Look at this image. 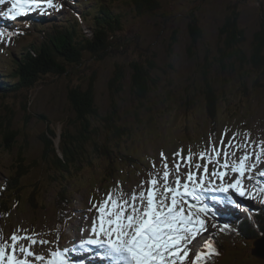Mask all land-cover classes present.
<instances>
[{"label": "rangeland", "instance_id": "rangeland-1", "mask_svg": "<svg viewBox=\"0 0 264 264\" xmlns=\"http://www.w3.org/2000/svg\"><path fill=\"white\" fill-rule=\"evenodd\" d=\"M103 1L110 5L112 12L123 13L122 29L115 36L120 37L121 45L113 44L117 52H110L111 49H108L103 54L97 55L102 59L95 58V54L83 52L84 47L80 46L79 51L83 55L84 63L80 61L79 66L84 67L89 64L90 75L95 72L92 80L98 113L105 117L110 107H115L118 112L116 120L120 119L119 123L123 127L132 130L131 136L121 138L118 144L113 141L109 145L110 156L108 158L110 160L96 159V155L93 157L88 153L86 161L89 162L93 159V165L85 164L82 167L83 170L72 171L66 174L63 179L56 178L60 174H57L52 166L43 160L40 136L45 134L48 129L55 130L57 138L54 139V147L57 150L58 134L75 120V113L67 100V90L71 82L63 72L58 75L52 74L51 79L42 73L43 77L48 79L44 81V85L35 86L28 92L20 93L19 96H17L18 93L9 92L6 96L9 101L0 104L3 111L5 109L2 105L9 107L8 104L13 105L14 108L20 106L22 109H28V113L25 112V114L22 110L20 114L16 109L12 110L19 117L13 119V128L17 132L14 147L6 148L0 139V183L8 175L15 173L14 166L18 156L26 159V165L34 166L29 167L30 172L22 180L24 185L21 193L22 206L17 207L9 218H4L0 214V241L8 240L14 231H18L22 236H33L37 241H50L49 244L37 243L33 245L35 253L45 257V264L52 251L63 252L69 264H94L91 259L82 256L86 250L79 251L77 249L81 241L90 238L93 219L98 215L96 209L92 208L93 203L106 198V194L112 189L122 190L125 193H131L135 189L138 192L141 181L150 179L149 173L163 172L164 169L161 167L162 152L164 157H167L168 167L172 172L169 177L170 181L174 180L176 175L173 153L179 149H183L182 156L184 157L189 149L193 154H198L201 151L207 153L204 160H198L197 155L193 156L192 161L179 158L176 160V163L181 165L179 172L181 182H183L189 165H194L197 162L202 165L207 163V157L213 156L212 154L208 155L213 147L221 151L219 160L220 164H223L225 150L229 153L228 160L231 163L238 161L245 151L243 148L237 150L235 145L247 142L248 151H258L257 146L264 141V75L254 76L252 71H249L247 84L252 88L253 83L256 82V89H254L255 93L249 91L248 95L239 90L236 91L233 85L226 84L225 88L230 90L229 100H222L221 105L218 106L216 120L220 122L219 129H215L212 125L207 106L205 113L203 103L205 94L196 88L192 89V86L197 85L194 73L196 74V71L204 63V56L209 52H212L210 53L212 56L213 52H216L219 45V29L223 27L225 17L235 13L238 15L239 29L243 32L245 40L243 50L248 49L252 37L255 36L254 33L257 32L259 21L264 18V0H155L158 3V9L150 13H139L141 7L134 4V0ZM55 2L61 4L62 11L47 9L50 12L60 11L55 19L68 16L69 11L75 8L74 0H55ZM9 7L10 3L0 5V13L5 12ZM84 8L82 6V10ZM111 9L108 8V10ZM35 12H39V10L28 14ZM24 16L27 17L23 15L12 19L6 15H0V19L2 25L8 27L12 21ZM90 16L92 18L96 14ZM190 20L198 22V26L203 32L202 40L194 48L190 47V38L187 33ZM48 21L42 25L41 30L47 29ZM44 25L45 27H43ZM80 26L83 36L86 38H83V45L86 46L87 41L94 38L92 35L94 29L93 27ZM44 38L43 33L27 38L17 36L9 38L4 35L0 41L2 40L3 44L11 48L4 49L10 55L12 52H22L33 45H38ZM60 38L56 35L54 39L50 38V40L52 43H58ZM174 38H176V42H174ZM92 44V47H97L94 43ZM110 45L109 43V47ZM124 45L127 46V51L118 53ZM0 58L2 62H8V69H14V62L10 61V58ZM136 59L142 64L146 63L144 66H148V61L155 64L156 67L152 74L160 85L168 86L169 83L180 85L181 88L188 90V95L177 91L171 100L164 101L162 98L151 96L148 103L137 108L138 101L130 91V76H128L131 71L129 65ZM120 66L124 74L122 81L124 89L121 88L116 92L115 88L109 89V82L114 77L117 67ZM72 69L70 68L69 72ZM1 70L2 66L0 65ZM215 76L217 77L216 72L210 74L213 79ZM234 86L238 87L239 84ZM214 88L220 90L217 86ZM1 97L5 99L2 95ZM186 97H190V101ZM153 102H157V104H152ZM27 114L31 116L28 124L24 119ZM137 115L144 119L139 125L135 123ZM146 115H151L152 119L149 120V116ZM237 123L244 127L241 133L236 135L233 141L234 146L227 147L229 139L233 134H237ZM220 130L223 132L214 138L212 132L216 131L219 134ZM225 132L226 135H224ZM222 135L223 145H221ZM88 151L90 152L89 149ZM254 159L255 155L252 157V160ZM252 160L249 163H252ZM261 161L258 169L253 172V176L261 181V186H264V177L257 175L258 171L264 170V155L261 156ZM153 164H155V168ZM208 168L211 172L214 168H219V165L214 161L212 164H208ZM228 174L235 179L230 168ZM64 183H69V186L60 197L68 200L72 211H74L72 212L73 216L71 213L68 216L59 210L61 209L58 203L60 197H58L57 191L59 184ZM219 183L220 181L217 180L216 184ZM252 184L253 181H244L245 187L250 188ZM36 187L39 189V194L36 196L35 203L31 204L29 202L30 193L36 190ZM71 187L74 193L71 192ZM144 188H148L147 183L144 184ZM66 193L68 197H64ZM235 194L233 191L227 194L215 191L207 192L204 193L203 202L208 204L210 212L216 214L225 211H227L225 214L228 212L233 214L234 210L249 214L248 212L252 208H254V212L259 213V210L255 209L256 203L264 204V199L261 197H240ZM232 200L236 201L240 207L230 203ZM89 209L92 210L89 211ZM64 223L68 224L64 225ZM213 224L217 226L218 223L213 222ZM211 226L209 216V229L204 235L208 236V232L215 228H211ZM61 228L63 233H61ZM23 230H27V232ZM229 239L223 238L225 253L226 251L227 253L219 260H215L216 264H264L263 261L251 255V243L246 244L237 239L232 241ZM202 242L203 239L197 237L189 247L201 251L202 248L198 247V244ZM22 243L27 244L28 242L22 241ZM217 258L219 255L215 259ZM33 264H41V262L33 261Z\"/></svg>", "mask_w": 264, "mask_h": 264}, {"label": "trees", "instance_id": "trees-1", "mask_svg": "<svg viewBox=\"0 0 264 264\" xmlns=\"http://www.w3.org/2000/svg\"><path fill=\"white\" fill-rule=\"evenodd\" d=\"M134 1V4L141 7L139 13H150L158 9V3L155 0ZM94 2H97L98 6L91 4L81 10L84 14H82V19L80 20L73 16H68V19L72 17L73 20L66 22L50 19L48 21L49 28L41 32L45 37L41 44L27 48L18 54L14 60L11 59L14 62V69L10 70L7 65H4V67H7L4 68L5 78L0 75V81L2 82H0V94L5 97L3 99L0 95V104H5L4 101H9L6 98L9 92L18 93L17 96H19L20 93L28 92L35 86L44 85V81L48 79L43 77L42 73L51 79L52 74L58 75L63 72L66 74L68 81L71 82L67 90V100L70 108L75 113L74 122L58 134L59 145L57 150L54 147V139L57 138L55 130L48 129L39 138L43 147V160L47 161L57 174H60L56 177L58 179H63L66 174L72 171L83 170L82 167L85 164L92 166L93 159L89 162L86 161L88 153L93 157L96 155V159L105 158L110 160L108 158L110 156L109 145L113 141L118 144L121 138L132 135L131 129L123 127L119 123L120 119L116 120L118 112L115 107H110L105 117L98 113L95 104L94 82L92 80L95 72L90 75L89 64L84 67L79 66L80 61L84 63V60L82 61L83 55L79 51L80 46L84 47L83 52L95 54V58L102 59L97 55L103 54L108 49H111L110 52H117L113 44L121 45L120 37L117 38L115 36L122 29L123 13L112 12L110 5L103 0ZM108 8L111 10H108ZM90 14H96V16L91 18ZM46 20L48 19H45L44 16L36 14L34 20H30L29 23H25L20 28L27 30L25 35L31 37L36 34V30L41 29ZM16 23L20 24L21 22L18 21ZM259 23L250 47L243 50L245 40L243 32L239 29L238 15L235 13L226 16L222 24L223 27L219 29V45L216 52H213L212 56L210 54L212 52L207 53L204 56V63L196 71V74L194 73V80L197 85L192 86V89L196 88L205 94L203 101L206 103L210 116L215 115L222 100H229L228 93L230 90L225 88L226 84L233 85L236 91L239 90L245 95H248L249 91L255 93L256 82L253 83L252 88L247 83L249 71H252L254 76L264 75V18ZM78 25H86L88 28L93 27L94 29V38L93 40H88L86 46L83 45V38H86L81 32L77 31ZM30 26L31 29H29ZM187 33L190 38V47L194 48L202 40L203 36L198 22L190 20L187 26ZM56 35L61 37L60 41L52 43L50 38L54 39ZM173 40L176 42V38ZM92 43L97 45V47H92ZM109 43L111 44L110 47ZM125 51H127V46L124 45L118 53H124ZM0 53L2 54V51ZM148 62V66H144L146 63L142 64L136 59L129 65L131 68L128 75L130 76L129 88L135 100L138 101L139 106L137 108L143 107L148 103L151 96L162 98V101H164L171 100L177 91L186 96L188 95V90L181 88L180 85H174L173 83H169L168 86L160 85L152 74L153 69L156 67L155 64ZM70 68L73 69L69 72ZM215 72L217 77L215 76V79H213L210 74H215ZM228 75L231 77H226ZM123 79L124 74L121 71V66L117 67L114 77L109 82V89L115 88L116 92H118L123 87ZM238 84V87L234 86ZM215 86L219 87L220 90H215ZM187 99L190 101V97ZM152 104L156 105L157 102ZM8 105L9 107L2 105L5 111L1 110L0 107V139L4 146L10 149L14 147L17 137V132L13 128V119L15 117L19 118L15 115V111L12 110L16 109L19 114L22 110L25 114V112L28 113V109H22L20 106L14 108L13 105ZM146 116H149V120L152 119L151 115ZM136 117L135 123L139 125L144 119L138 115ZM24 119L28 124L31 116L27 114ZM16 161L14 166L15 173H11L0 183V214L4 218L11 217L12 212L20 205L22 206L21 193L24 189L22 180L30 172L29 167L32 166V164L26 165V159L21 156H18ZM68 186L69 183L59 184L58 197L67 191ZM38 194L39 189L36 187V190L30 193L29 202L31 204L35 203ZM64 197H68L67 193ZM59 205L63 206V212L69 211L68 200L62 199ZM253 209L248 212L249 216L255 215L251 222L244 224L243 229L238 228L229 234L235 238L239 237V240L246 244L252 243V238H258L260 232L264 231V208H259V214L254 212ZM211 239L214 241L218 252L222 254L225 250L224 242L213 236ZM217 256H213V258Z\"/></svg>", "mask_w": 264, "mask_h": 264}, {"label": "snow or ice", "instance_id": "snow-or-ice-1", "mask_svg": "<svg viewBox=\"0 0 264 264\" xmlns=\"http://www.w3.org/2000/svg\"><path fill=\"white\" fill-rule=\"evenodd\" d=\"M5 3H10V7L0 15L12 19L34 10L43 12L47 9L59 10L61 7L55 0H0V5ZM4 35L5 33L0 32V38ZM12 35L13 33H9V38ZM226 134L225 132L224 135ZM236 135L238 134H233L229 139L227 147L234 146ZM235 147L237 150L241 148L245 150L238 161L229 163V153L225 150L224 162L220 164L221 151L213 147L214 157L208 156L207 163L203 165L199 162L189 165L183 182L179 172L181 165L176 163V160L179 158L192 161L194 155L198 156V160H204L207 153L201 151L193 154L191 149L186 157L182 156L183 149L173 153L176 175L174 180L170 181L172 172L168 167L167 157H164L162 152L163 172L149 173L150 179L141 181L138 192L135 189L131 193L112 189L106 194V198L93 203L92 208L96 209L98 215L93 219L90 238L81 241V247L95 245L103 249V256L113 264H208V261L219 255V252L214 241L203 235L208 231L211 211L208 204L203 202L204 193L215 191L227 194L233 191L240 197L264 199V186H261V181L253 176V172L262 162L264 141L257 146L258 151H248L247 142ZM250 160L252 163H249ZM214 161L219 168L209 172L208 164ZM153 167H156L155 164ZM220 168L223 170H219ZM229 168L235 179L228 174ZM257 175L264 177V170L258 171ZM217 180L220 181L219 184H216ZM245 180L253 181L252 187H245ZM145 183L148 184L147 189L144 188ZM230 203L240 207L234 200ZM212 227L216 225L213 224ZM228 228L229 225L225 224L220 231ZM197 237L204 241L200 245L202 250L192 253L189 245ZM252 239L254 244L264 243V231L260 232L258 238ZM37 243L49 244L50 241H37L33 236H22L18 231H14L8 240L0 241V264H33V261L45 264V257L36 254L33 249V245ZM46 264H69V261L63 252L52 251Z\"/></svg>", "mask_w": 264, "mask_h": 264}, {"label": "bare ground", "instance_id": "bare-ground-1", "mask_svg": "<svg viewBox=\"0 0 264 264\" xmlns=\"http://www.w3.org/2000/svg\"><path fill=\"white\" fill-rule=\"evenodd\" d=\"M74 2L75 3H78L80 5V7H78L79 9H82V6L86 8V7L90 6L91 4L98 6V3L97 2H94L93 0L92 1H90V0H74ZM76 10L77 9L75 7L72 11H76ZM90 15H93V14H90ZM30 29H31V26H30ZM20 31H22V30L19 29V28L17 30L13 28L11 30V32H10V33H13V35L11 37L15 36ZM77 31L78 32H81V34H83V30L81 29V26L79 27V25H78ZM93 34L94 33H92V35ZM5 35L8 36V34H5ZM19 36L21 38H23V35L22 34H20ZM39 44H41V42ZM38 45H33V47L34 46H38ZM0 49L2 50V54L0 53V57H6V58L8 57V58H10V61H11V59L14 60V58L17 57L18 54L21 53V52H12V53H10V55H8L9 53L7 51H5L4 49H8L9 50L11 48H9L8 45L3 44L2 43V40L0 41ZM0 65L2 66V70L0 71V75H3L4 78H5V72H4L5 69L4 68H7V67H4V65H7L8 66V62H2L1 61V58H0ZM246 215H248V214H246ZM199 245L200 244H198V247H200ZM195 248H196V246H195ZM77 249H79V251L86 250V251H84V253H83L82 256L85 257V258H87V259H91L94 264H113V262H111L110 260H108L106 257L103 256V249H99L95 245H87V246L81 247V244H79L77 246ZM65 252H67V251H65Z\"/></svg>", "mask_w": 264, "mask_h": 264}, {"label": "water", "instance_id": "water-1", "mask_svg": "<svg viewBox=\"0 0 264 264\" xmlns=\"http://www.w3.org/2000/svg\"><path fill=\"white\" fill-rule=\"evenodd\" d=\"M252 254L257 258L264 260V243L255 244V249L252 251Z\"/></svg>", "mask_w": 264, "mask_h": 264}]
</instances>
